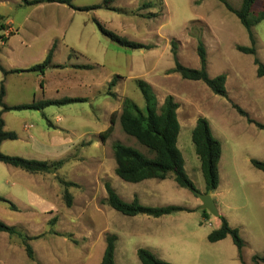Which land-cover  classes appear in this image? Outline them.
Instances as JSON below:
<instances>
[{
	"label": "rangeland",
	"instance_id": "rangeland-1",
	"mask_svg": "<svg viewBox=\"0 0 264 264\" xmlns=\"http://www.w3.org/2000/svg\"><path fill=\"white\" fill-rule=\"evenodd\" d=\"M102 1L73 0L71 7L54 0H0L1 22L5 25L1 29L0 24V39L6 30L8 35L19 32L13 42L19 45L28 41L36 49L32 56L21 57L22 63H42L40 49L50 35L59 36L54 39V65L47 68L46 76L54 95L60 89L64 96L51 99L90 95L84 102L48 106L45 115L35 110L11 112L8 124L20 134L24 122L33 123L36 127L31 129L39 132L40 125L44 129L52 127L50 121L57 123L59 116L65 118L59 124H67L68 120L74 130L65 133L66 129H62L72 141L60 154L52 149L40 155V145L31 146L26 140H11L4 146L5 154L39 160L48 155L47 161L62 164L49 172L32 173L0 161V196L16 206L14 210L0 199V220L18 231L0 232V264H101L106 237L114 232L121 237L116 242V264H142L137 250L147 246H153L160 259L173 264H253L255 254L264 256V171L251 163L252 158L264 160V128L258 125H264V76H258L255 64L256 57L264 62V20L253 27V55L237 49V45L251 46L248 31L220 0H115L112 9L80 10ZM148 1L155 6L142 8ZM226 1L235 8L242 3ZM150 13L157 16L151 17ZM94 18L119 35L154 48L121 46L101 32ZM200 36L206 45L210 76L227 74L228 97L215 94L203 81L187 80L172 71L174 40L179 61L191 68L200 67ZM116 74L120 78L111 87L109 83ZM93 78L98 85L94 93L84 85L88 80L92 84ZM137 79H145L153 86L160 105L169 94L179 103L178 147L199 192L205 190L206 183L192 131L200 116L210 121L223 147L220 184L213 198L246 242L241 255L231 236L217 242L208 240V234L218 228L216 216L209 212L205 217L198 196L200 204H194L196 193L180 187L172 175L160 183L159 194L150 197L156 200L152 204H175L189 210L156 219L124 215L103 202L107 197L106 182L128 202L134 198L130 192L140 187L116 174L112 149L113 142L121 141L147 152L123 131L119 120L126 97L145 106ZM28 98L27 93L23 99ZM15 100L19 97L12 94L11 101ZM234 104L247 115L240 114ZM27 112L39 116L28 118L25 114L27 118H18ZM114 113V130L104 140L101 134L111 126ZM87 115L95 118L100 132L82 137L87 126L92 130L97 127L88 123L93 119L88 121ZM66 189L72 195L70 207L64 199ZM144 217L150 221L141 222ZM27 243L33 249L31 256Z\"/></svg>",
	"mask_w": 264,
	"mask_h": 264
},
{
	"label": "trees",
	"instance_id": "trees-1",
	"mask_svg": "<svg viewBox=\"0 0 264 264\" xmlns=\"http://www.w3.org/2000/svg\"><path fill=\"white\" fill-rule=\"evenodd\" d=\"M27 1V0H24ZM60 3L74 7L73 0H54ZM162 3V0H159ZM222 1L226 7L237 15L240 22L247 29L251 46L237 45V49L245 54H256V38L253 32V27L264 20V0H242L239 8L233 7L228 1ZM37 2V1H34ZM115 0H103L102 3L93 6L83 7L80 10H91L98 8L112 9V4ZM155 6L153 1L144 2L142 8H152ZM149 16H157V13H150ZM2 16L0 15V20ZM94 22L98 25L101 32L119 45L132 49H152L154 45L143 42L130 40L118 33L106 28L97 18ZM1 28L5 25L1 23ZM4 38V36H3ZM177 41H172V54L175 61L174 72L181 74L182 78L187 80L203 81L215 94L223 97H228L227 92V74L221 73L215 77L210 76L207 64V49L205 42L198 38L197 51L200 58V67L191 68L179 61ZM56 45L50 49L46 59L39 64H35L28 69H14L12 72L21 71H39L44 72L46 68L51 66L54 57ZM257 65V74L259 77L264 76V62L259 58H255ZM86 67V66H84ZM0 70L6 75L8 71L1 65ZM120 78V75L112 77L109 85L115 86ZM137 85L140 88L145 100V106L141 107L134 100L126 97L122 104V110L119 114V120L123 131L136 139V141L146 148L147 152H143L136 146L127 145L121 141H115L112 144L114 157L116 160V174L126 182L137 183L150 178L166 179L170 175L173 176L177 184L183 188H187L192 192H196L197 188L189 177L185 168V158L178 147V138L181 131V125L178 118L179 103L171 94L167 95L164 102L160 105L158 97L153 86L145 79H137ZM44 86V82H41ZM6 95L4 80L0 84V106L2 111L19 110V109H44L51 105H66L74 102H84L85 98L81 97H64L62 99H46L42 101H34L29 104L8 105L4 98ZM234 107L242 115H247L246 111L239 105L234 104ZM0 111V161L14 167L22 168L28 172H49L53 166L62 164V161L51 163L47 160L30 159L22 156L5 154L1 150V144L4 140H15L18 135L14 131L5 129V121ZM117 119V113H114L111 119V126L105 130L101 137L107 139L114 130V123ZM261 128L264 125L258 124ZM192 140L195 145V151L198 155L201 168L206 183V190H216L220 184V160L222 157L223 147L222 142L217 138L212 131L210 121L205 116H200L192 131ZM251 163L254 167L264 171V160L252 158ZM68 184V183H67ZM71 184V183H69ZM107 197L103 201L110 207L124 215L135 216L138 214H146L149 216L160 217L162 215L171 214L174 212L189 210L184 206L168 204L163 206H149L140 202L139 198H135L128 202L116 191L110 182L105 183ZM1 200L7 201L11 208L16 210V206L0 196ZM64 199L67 206L72 205V195L66 189ZM205 217H209L210 213L207 210H202ZM221 225L219 228L211 231L208 234L210 242H217L225 239L228 236L232 237L239 254L246 245L245 240L240 234L238 227L230 225L228 219L224 215H220ZM0 232H8L10 234L17 233V229L13 225H9L0 220ZM118 236L116 234H108L106 237V247L101 260V264H116L115 251ZM26 249L30 256L33 254L32 246L27 243ZM138 257L142 264H173L157 257L149 248L141 247L137 250ZM241 257V256H240ZM253 264L264 263V256L255 254ZM242 264H246L242 261Z\"/></svg>",
	"mask_w": 264,
	"mask_h": 264
},
{
	"label": "crops",
	"instance_id": "crops-1",
	"mask_svg": "<svg viewBox=\"0 0 264 264\" xmlns=\"http://www.w3.org/2000/svg\"><path fill=\"white\" fill-rule=\"evenodd\" d=\"M2 19H3V16H2ZM2 19L0 20V24L2 23L1 22ZM7 32H8L7 30L5 32H3L2 34L4 35V38L0 39V63L8 71V73L6 75H4L2 70H0V84H1V81L4 80L5 89H6V95L4 98L5 102L8 105L14 106V105L29 104V103H32L34 101H42V99L46 100L48 98L51 99L53 97H60V96L63 97L64 94L62 93V91L60 89H56V93L54 95L52 88H50L48 86L47 76H46L47 68L45 69L44 72H39V71L12 72V70H14V69H28L31 66L35 65V63H33V62L28 63L27 61L25 62V60L22 63L21 57H30V55L32 56L33 55L32 53H34L36 49H34V46L28 41H25V42L22 41L21 44H19V45L17 43L13 42V39L19 35V32H15V33L10 32L11 35H8ZM63 35H65V33ZM56 37H59V36L53 37L52 35H50V38L47 40V42L44 44V46L40 49V56L43 57L44 60L46 59L50 49L55 44L54 39H56ZM53 59H54V57H53ZM53 65H54V60H52V64L49 67H53ZM32 80H33V83L31 84ZM92 80H93L92 84L88 80L86 83H84V85L86 88H89V89L92 88L91 90L93 91L94 87L98 86V85H97V83L95 84L94 78ZM42 81L44 82L43 87L41 86ZM31 86H33V87L31 88ZM27 93L29 95V98L24 100L23 98L26 97ZM92 93H94V91ZM12 94H14L16 97H19V100H15V102H12L11 101ZM84 97L89 98L90 95L87 94V95H84ZM51 106H53V105H51ZM47 108H48V106L45 107L44 109H40V110H37V109H20V110H35L36 112H40L43 115H45L46 114L45 110ZM0 111H2L1 106H0ZM12 111L13 110L2 111V117L5 121V129L7 131H14L17 133L18 138L15 139V141L26 140L27 143L31 146L40 145L41 148L37 151L40 155L49 154V153H51L50 150H52V149H53V152H56L55 154H60L61 152H63L64 150L67 149L70 141H72L68 137V135H66L62 132V129H66L65 133L66 132L69 133L72 130H74L73 126H71V124H68V120H66L67 124L66 123L59 124L58 121L65 119V118H62V116H59L57 118V123L50 121L52 123V125H54L55 127L49 126V128L47 127V129H44V127H43L44 125L41 126L39 124L40 125L39 126V132L37 131V129H33V130L31 129V128L36 127V126H34L33 123L24 122V124L22 126V129H23L22 133L23 134H20V133H18V129L12 128V127H10V124H8V119L12 118V115H11ZM25 114H27L26 116L28 118H35V117L39 116V115H36L35 112H32V113L27 112V113H20L18 118H27L24 116ZM86 117H88L87 118L88 121H91L93 119L91 122H88V123L96 125L97 127L94 128L95 130H92L90 127L87 126V129L85 131H83L80 135L83 137L85 135H89L90 133H93V134L97 133L98 134L100 132V125L98 123H96V121H94L95 118L91 117V119H90V117L88 115ZM83 123H85V122H83ZM71 127H72V129H71ZM41 137H44V138H41ZM8 141H11V140H4L2 142L1 150H3L4 146L7 144ZM42 147H43V149H42ZM46 157H48V158H45L42 160L50 159V156L47 155ZM168 178H171V177H168ZM168 178H166V179H168ZM166 179L161 180V179H157V178H150V179L143 180L141 182H137L135 184L140 186V187L138 188V190H136L132 193L130 192V197L135 198V196H137L142 204L154 206L152 204V202H154L156 200L153 199V197L150 199V197L159 194V190H160L159 185H160V183L163 184L162 182L165 181ZM115 189L118 192L117 188H115ZM205 191H207L206 188L203 192H205ZM214 191H212L213 197H215ZM194 204L196 206L198 204H200L197 201V195L196 194L194 196ZM161 206H163V205H161ZM221 208L222 207L220 206L219 207L220 214L224 215V214H222ZM174 213H176V212H174ZM174 213H171V214H174ZM171 214H166V215H171ZM138 215L143 216L146 214H138ZM138 215H135V216H138ZM146 216H149V215H146ZM162 216H164V215H162ZM150 217L158 219L161 216L160 217L150 216ZM215 218H216L215 219L216 224L219 228L221 225V219L219 217H215ZM147 221H150V219H148L146 217L141 219V222H147ZM114 234H116L118 236V240L121 238L118 233L114 232ZM225 239H227V237ZM147 248H149L157 256V254L155 252L156 250L153 246H147ZM115 262H116V251H115Z\"/></svg>",
	"mask_w": 264,
	"mask_h": 264
},
{
	"label": "water",
	"instance_id": "water-1",
	"mask_svg": "<svg viewBox=\"0 0 264 264\" xmlns=\"http://www.w3.org/2000/svg\"><path fill=\"white\" fill-rule=\"evenodd\" d=\"M196 195L201 200L202 204L200 205V209L209 211L212 215L216 217H220L219 208L212 196V190H208L207 192H195Z\"/></svg>",
	"mask_w": 264,
	"mask_h": 264
}]
</instances>
